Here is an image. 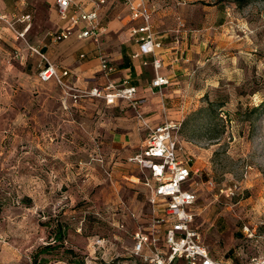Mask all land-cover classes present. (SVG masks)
Returning <instances> with one entry per match:
<instances>
[{
  "label": "rangeland",
  "instance_id": "rangeland-1",
  "mask_svg": "<svg viewBox=\"0 0 264 264\" xmlns=\"http://www.w3.org/2000/svg\"><path fill=\"white\" fill-rule=\"evenodd\" d=\"M185 1L171 24L187 29L183 58H189L174 97L179 110L173 112L178 136L198 152L193 187L201 202L195 224L215 256L241 249L246 261L261 253L241 228L264 223V0ZM67 114L83 122L79 129L70 126L66 136L45 119L36 128L0 127V264L32 263L58 222L68 226L64 244L75 251L68 259L147 264L130 251L135 230L154 217L131 176L138 169L120 165L123 171H116L111 145L92 133L96 112L69 108ZM234 183V195L220 191ZM121 221L123 228L117 226ZM97 238L111 246L110 253L103 256V248H95ZM53 244L40 258L73 264L57 260L62 248Z\"/></svg>",
  "mask_w": 264,
  "mask_h": 264
},
{
  "label": "crops",
  "instance_id": "crops-1",
  "mask_svg": "<svg viewBox=\"0 0 264 264\" xmlns=\"http://www.w3.org/2000/svg\"><path fill=\"white\" fill-rule=\"evenodd\" d=\"M143 1L149 6L155 5L152 27L163 43L162 48L155 55L163 60L159 73L167 76L170 82L161 90L150 85L155 75L152 65L155 55L147 53L134 56L139 45L135 41L132 29L141 25L142 20L131 18L126 0H106L99 8V23L104 27V32L98 41L89 37L77 38L76 33L82 26L79 24L73 34L58 42H55L51 36L63 23L57 13L55 0H0V13L7 14L13 19L22 14L31 15L29 23L16 20L15 27L23 30L28 25L25 33L27 42L39 46L50 61L59 68L67 69L70 72V81L75 86L83 89L102 88L110 82L121 86L122 81L127 78L128 85L136 88L135 97L141 100L137 108L124 99H118L112 104H107L104 99L96 97L81 98L74 102L71 97L65 95L55 80L43 81L39 78V56L31 52L26 43L3 24L0 38V127L29 125L36 128L42 119H45L49 120L53 127L60 128L62 136H66L70 126L79 129L80 123L83 122L77 117L69 119L67 114L69 108L84 114L96 112L98 116L92 123L93 135L101 142H108L111 145L112 151L109 157L114 165L118 166L116 171H123L120 165H133L138 169V174L131 176L135 177V181L140 182L141 191L149 202L150 189L143 184V181L145 177L150 176V171L130 162L129 158L144 146L150 128H156L165 121H178L174 118L178 114L173 111L179 110L174 97L178 95L179 79L187 74L188 66H185V63L189 58L188 56L183 58L187 46L185 41L187 29L171 25L176 9L186 4V1ZM73 2L72 8L77 10L88 11L94 7V0H73ZM15 51L18 52L17 56H13ZM102 56L115 66V70L107 76L101 70ZM139 113L142 117H139ZM78 131L76 130L77 136H79ZM196 153H198L197 149L192 142L178 136L177 155L179 158L191 157L192 168L196 166ZM194 175L192 185L188 188L197 195L191 209L194 214L193 225L199 230V226L195 224V217L198 214V202L201 201L197 189L193 187ZM151 183L156 184L153 180ZM156 202L157 204L153 206L154 216L163 213L165 199L157 197ZM132 215L136 218L135 214ZM124 225L123 221L117 223L121 228ZM167 227V224L159 226L157 247L160 250H164L163 235ZM143 230L150 232L151 229L148 226ZM110 248L111 246H104L102 255L110 253ZM236 251L221 258L215 256L211 250L210 253L214 257L230 260L235 257ZM112 254L118 256L117 252ZM16 257L19 259L18 256Z\"/></svg>",
  "mask_w": 264,
  "mask_h": 264
},
{
  "label": "built area",
  "instance_id": "built-area-1",
  "mask_svg": "<svg viewBox=\"0 0 264 264\" xmlns=\"http://www.w3.org/2000/svg\"><path fill=\"white\" fill-rule=\"evenodd\" d=\"M132 19H141L142 24L132 29L135 41L139 45L134 56L140 54L156 52L162 48L161 38L154 32L152 27V14L155 5H147L143 0L134 2L126 0ZM106 0H94V7L91 10L73 9V0H55V6L60 20L63 22L58 30L51 34L52 39L58 42L74 33V29L82 24L76 33L77 38H92L98 41L104 32V27L99 23L98 10ZM27 22L31 20L30 14H22L15 19L7 14L0 13V38L2 25L9 28L17 38L22 39L27 48L37 54L40 58L38 65V76L43 81L55 80L63 89L66 96L77 102L82 97L102 98L107 104L115 103L118 99L129 101L133 107L137 108L141 100L135 97L136 88L128 85L125 78L121 86H116L110 82L102 88H79L70 81V72L61 69L50 61L45 52L38 46L29 44L25 38L28 25L23 30L15 27V21ZM14 52L13 56H17ZM155 75L150 85L158 90L170 80L167 76L159 73L163 65L161 57L155 55L152 60ZM100 66L103 74L107 76L115 70V66L108 62L103 56L100 57ZM139 117L141 113L138 114ZM180 124L174 121H165L156 128H150L141 150L129 158V161L142 169H148L150 176L145 177L143 184L150 189L148 201L155 206L157 197L165 199V206L162 214L155 215L149 226L150 232H145L142 228L133 233V245L131 253L139 256L147 264H264V223L259 226L243 225L241 233L243 238L250 240L252 247L261 254L251 255L246 261L243 260L242 250L235 253V257L230 260L214 257L203 242L201 232L193 225L194 214L191 207L197 199L196 193L188 188L192 185V176L198 169L192 168V158H179L177 155V141ZM151 180L156 182L152 185ZM239 189L234 183L225 190L226 195H234ZM167 224L163 235L164 250L157 247L159 238V226ZM261 228V229H260ZM257 229L262 230L258 233ZM259 239L263 241L262 246ZM94 245L104 248L106 242L103 238H97ZM117 257V256H114Z\"/></svg>",
  "mask_w": 264,
  "mask_h": 264
},
{
  "label": "trees",
  "instance_id": "trees-1",
  "mask_svg": "<svg viewBox=\"0 0 264 264\" xmlns=\"http://www.w3.org/2000/svg\"><path fill=\"white\" fill-rule=\"evenodd\" d=\"M236 1L238 3H245L248 0H236ZM67 229L68 226L66 224L58 222L53 229L52 240L49 241L46 245L41 246L31 256L32 264H47L50 261L49 258L43 256L40 258V255L43 253H49L54 247H56L57 244H53L56 242L58 243L59 247L62 248V254L57 260H67L68 262L73 264H84L83 259L75 260V259H68L67 257L68 253H75L73 249L66 247L64 244L67 236Z\"/></svg>",
  "mask_w": 264,
  "mask_h": 264
}]
</instances>
